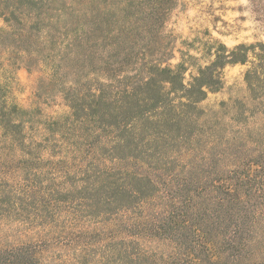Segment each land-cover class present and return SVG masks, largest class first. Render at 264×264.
Here are the masks:
<instances>
[{
    "label": "rangeland",
    "instance_id": "rangeland-1",
    "mask_svg": "<svg viewBox=\"0 0 264 264\" xmlns=\"http://www.w3.org/2000/svg\"><path fill=\"white\" fill-rule=\"evenodd\" d=\"M223 45L246 46V62L218 69L221 85L183 124L184 147L126 143L114 155L92 127L105 107L74 115L77 93L132 87L156 68L192 84ZM263 46L264 0H0V264H102L99 248L123 242L142 254L135 264H166L187 248L199 254L194 224L212 228L215 251L225 238L238 242L230 232L243 221L249 261L264 264ZM125 113L116 106L105 122ZM184 199L200 206L195 218L187 208L189 223L169 215Z\"/></svg>",
    "mask_w": 264,
    "mask_h": 264
},
{
    "label": "trees",
    "instance_id": "trees-1",
    "mask_svg": "<svg viewBox=\"0 0 264 264\" xmlns=\"http://www.w3.org/2000/svg\"><path fill=\"white\" fill-rule=\"evenodd\" d=\"M246 48L243 45L230 52L224 45L221 46L222 50L218 52L216 60L210 66L201 69L198 77H195L192 84L189 85L184 83L181 72L175 71L167 66L165 68H156L152 72L148 71L147 73L150 76L148 78H144L142 74H138L132 87L122 84V88L115 91L111 90V86H102L103 89L100 94H90L89 100L77 93L71 99L74 115L77 118L83 115H90L89 110L93 104L94 106H104L106 110L104 109L100 113L103 121L99 119L94 120L95 124H92V127L99 125L98 127L103 129L113 145L111 153L114 155H117L119 153L118 151L124 148L123 146H126L124 145L126 143L137 145L138 150L140 144L143 143L142 145L144 146H150L149 151L152 149V144L155 142L157 144L160 140L162 142L165 141L163 146L166 147V152L184 147L187 145L184 139L188 136L189 126L184 127L183 124L191 125L194 123L196 118L195 112L199 113L202 111L197 105L205 100L208 90L218 89L221 85L222 82L218 73L220 67L236 62H246V56L245 58H238V51ZM262 48L264 49V46ZM251 76V72L246 76L248 83H251ZM165 83L166 89L164 88ZM116 106L121 111L127 109L128 114L125 113L126 115L115 116L116 120L114 123H106L105 121L108 119V115L112 114V110ZM175 132L177 133L174 134ZM146 155L148 154L146 153ZM129 156L136 158L134 154H130ZM149 156L152 155L149 154ZM143 179L142 177H138L136 180L141 182ZM194 183L196 182L192 178L186 180L184 189L189 190L190 187H187V185H191L192 188ZM154 186L149 181L148 187L150 190ZM182 186H178L176 191L171 192V202H174V199H181L182 195L179 193L182 192ZM88 189L90 190V187ZM137 193H129V203L134 205L137 201L140 202L141 199L146 198L145 194L147 190L144 189L142 192ZM183 204L182 209H178L171 204L169 209L172 210L169 211V215L174 217L184 216L185 219L188 215L187 211L189 210L187 208H193L196 211L193 218L201 215L199 204L193 203L190 199H184ZM125 209L128 211L133 210V208H129L128 206H125ZM243 218L246 217H240V219ZM236 220L239 221L238 219ZM184 221L189 223L186 219ZM193 226L197 229L194 234L196 235L195 238H197L195 243L198 242L199 254L196 253L195 248H187L188 253L184 254V260L182 256L180 261L176 257H170V260L166 261V264H176V260H178L179 264H252L249 260L250 257H253L250 249L254 241L249 238V223L243 221L239 227L235 225V229L231 230L230 235L238 238L237 243L235 241L236 239L225 238L220 242V245L215 251L206 246L207 242L213 243L212 228L208 231L204 226H199L197 223ZM134 227H130V232ZM244 229L248 231L249 235L244 232ZM160 231H163L162 228L157 227V232ZM221 234L224 235V233ZM225 234H227V231ZM204 240L206 241L203 243ZM182 248L183 250L186 249L185 243L180 244L177 251ZM133 249L134 247L131 248L129 244L124 242L109 243L99 248L102 254V259L99 263L135 264V260L138 257L141 258L142 254L140 252H133ZM229 250L233 252L232 261L226 263L224 262L225 257L223 254L226 256ZM242 251L244 253L243 256L241 255Z\"/></svg>",
    "mask_w": 264,
    "mask_h": 264
}]
</instances>
